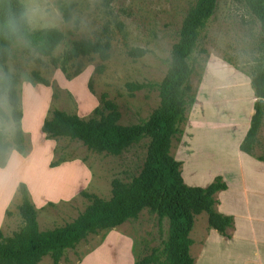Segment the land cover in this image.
Wrapping results in <instances>:
<instances>
[{
	"label": "rangeland",
	"instance_id": "rangeland-1",
	"mask_svg": "<svg viewBox=\"0 0 264 264\" xmlns=\"http://www.w3.org/2000/svg\"><path fill=\"white\" fill-rule=\"evenodd\" d=\"M20 2L31 30L54 29L63 35L53 57L61 58L77 41L90 40L108 43L109 58L102 62L94 54L80 56L68 63V72L64 74L52 66L48 57L32 50L25 52L23 47L13 50L7 68L9 73L21 76L17 90L25 150L22 155L14 150L11 108L3 93L0 107L9 119L0 118V130L10 145L9 165L0 169V211L3 212L0 231L5 237L23 226L18 213L21 203L19 184H24L27 189L29 201L37 212L39 230L47 231L63 227L81 215L90 204L84 194L109 200L113 180L129 183L138 176L146 157L148 138L121 155L113 156L93 152L78 140L48 139L42 134L41 126L54 110L75 114L84 120L92 116L98 118L92 112L100 106L102 94L116 105L119 125H134L146 120L159 106L158 89L150 87L129 92L126 84L156 85L162 82L182 22L195 4V0ZM261 42L259 23L244 0H217L215 12L200 32L193 55L196 64L190 85L195 93V103L187 112L183 134L172 140L170 151L181 163L185 184L206 187L216 177L224 179L228 188L217 193L222 196L221 201L217 194L215 199L217 205L222 202L238 226L248 225L246 205H249L250 216L264 217V167L254 166L250 161L242 164L237 145V140L250 125L248 114L257 101L253 98L249 73L259 58ZM135 48L144 50L145 54L136 59L129 57L128 51ZM99 65L104 66L100 74L95 72ZM78 66H81V72L74 77ZM33 72L49 86L30 83L27 79H31ZM186 131H201L196 134L193 155L184 142ZM188 138L190 141L191 136ZM250 157L257 161L264 158V123ZM31 164L28 170L26 166ZM21 165L25 166L17 173ZM242 174L248 178L243 180ZM206 217L205 213L197 215L190 233L194 241L190 251L194 260L204 245L202 233L209 228ZM233 229L234 226L229 230ZM167 234L168 222L159 223L155 213L144 209L135 220L88 236L73 250L66 251L60 264H136L149 256L154 248L160 247ZM263 242L264 239L260 246L258 242L251 243L248 249L227 243L221 246L231 251L224 254H218L213 246L212 263L230 264L227 260L234 259L235 264H243L240 257H251L250 253L254 254ZM258 258H264V254H258ZM39 264H52V260L46 256Z\"/></svg>",
	"mask_w": 264,
	"mask_h": 264
},
{
	"label": "trees",
	"instance_id": "trees-1",
	"mask_svg": "<svg viewBox=\"0 0 264 264\" xmlns=\"http://www.w3.org/2000/svg\"><path fill=\"white\" fill-rule=\"evenodd\" d=\"M109 2L110 0H104ZM217 0H195L194 6L184 18L179 39L172 47L167 73L161 83H127L129 92L156 87L159 92V106L139 124L122 126L118 124L120 114L116 105L100 97V106L95 108L91 117L84 120L78 115L54 110L51 117L45 119L41 132L48 139L67 138L82 142L96 153L119 156L129 147L148 138L146 157L138 176L131 182L113 180L112 196L109 200L94 195H85L90 199L89 206L73 222L63 227L40 231L37 224V212L28 198L24 184H19L21 203L18 213L23 226L11 236L5 237L0 231V264H39L43 257L49 256L52 264H60L68 250H73L90 235L113 229L125 222L137 219L144 209H149L158 217L159 223L168 222L167 238L160 247L154 248L149 256L136 264H194L190 255L195 216L205 213L210 229L230 239L227 231L233 228L231 216L216 211L215 195L226 189L222 177L206 187L185 184L180 166L171 154L172 140L183 134L182 125L188 110L195 103V93L190 79L195 69L193 57L200 32L213 16ZM251 14L258 21L262 42L260 55L249 73L254 97V113L249 129L239 145L242 154L252 155L258 131L264 120V0H244ZM63 35L54 29L31 30L20 0H0V97L5 93L11 108L10 119L14 124V150L24 153V133L22 130V112L20 110L17 85L20 75L8 72L7 62L16 47L31 50L42 57H48L52 66L67 74V65L80 56L97 55L100 61L108 60L109 44L101 41L80 40L73 43L70 50L61 58L53 57V51L62 42ZM145 54L142 49H131L128 56L136 59ZM104 69L99 65L95 72ZM81 72L78 66L73 73ZM32 84L49 86L48 82L33 72ZM91 88V87H90ZM106 112V114H104ZM0 118L8 120L0 107ZM10 145L0 130V169L7 165ZM264 162V158H258Z\"/></svg>",
	"mask_w": 264,
	"mask_h": 264
},
{
	"label": "crops",
	"instance_id": "crops-1",
	"mask_svg": "<svg viewBox=\"0 0 264 264\" xmlns=\"http://www.w3.org/2000/svg\"><path fill=\"white\" fill-rule=\"evenodd\" d=\"M253 98H254V100H257L254 96H253ZM253 113H254V109L252 108L251 112L248 114L249 115V122H248V124H250V119H251V116L253 115ZM263 123H264V120L262 122V125H263ZM262 125H261L260 129L262 128ZM248 129H249V125H247V127H246V130H248ZM260 129H259V131H260ZM259 131H258L257 137L259 136ZM199 132H201V131H186L184 133V142H186V144L189 145L190 150L192 151V155L195 154L194 153V148L192 146H193V144H194V147L196 146V143H197V141H196V134H198ZM220 132H221L222 135H225V133L223 131H220ZM226 132H231V131H226ZM246 132L247 131H244V134L242 136H240V138L237 140V145L238 146L243 141V139H244V137L246 135ZM189 136H191L190 141H189V138H188ZM256 143H257V139H256ZM171 146H172V144H171ZM254 151H255V145L253 146V149H252V152H254ZM19 155H21V154H19ZM238 155L240 157V160H241V163L242 164L245 161L247 163H249V161H250V163L254 164V166H260V167L263 166L264 167V162L257 161L253 157H250V155L242 154L240 151H238ZM7 164L9 165V162H7ZM8 165H6V167ZM24 166L25 165H21L20 167H18L16 172L18 173L21 170V168H23ZM26 167H27L28 170H30L31 167H32V164L31 165H28ZM4 169H1V170H4ZM262 171H264V170H262ZM220 175H223V174L221 173ZM242 175H243V180H245V178H248V177H244V174H242ZM259 177H261V176H259ZM227 188L228 187H227V184H226V189L224 191H226ZM243 191H244V193L245 192L247 193L246 186L245 187L243 186ZM221 192H223V191H221ZM11 196H9V199H11ZM216 196H219V195L217 194ZM245 197H248V196H245ZM9 199L7 201H5L3 207L6 206V204L9 201ZM217 199L219 201H221L222 200V196L217 197ZM216 209H217L216 210L217 212H219V213H221L223 215L231 216L230 213L227 212L225 210V208L222 206V202H220V204L217 205ZM246 210L249 213V216H248V220H249L248 225L238 226V224L236 222L233 225L234 226V229L227 231V233L229 235H231L230 236V239H226L225 237H223L222 235H220L219 233H217L215 230L208 228V226H207L208 225L207 224V217H206V226H207L208 230H204L203 233H202L203 239H204V245L201 247V253L198 255L197 259H195V260L193 259L194 260V264H213L212 263V262H214L213 250H212V247L213 246L216 247V250L215 251H217L218 254H220V253L224 254V253H226L228 251H231L229 249L227 251L223 247L227 243H228V245H232L234 243L240 244V245L245 246L246 249H248V247L250 246V244L251 243H254V242H258V244L260 246V241L262 239H264V222H263L264 221V217L263 216L257 217L256 215L254 217H252V215L250 216V208H249V205H246ZM241 216H242V214H241ZM2 219H3V212L1 213V211H0V227H1V223L3 221ZM258 231H260V233H261L260 235L258 234ZM217 245L220 246V247H222V248H219ZM221 245H223V246H221ZM193 246H194V241L192 240V245L190 247V251H191V249H192ZM262 247H263V249H262ZM262 247L256 249L254 251V254L251 252L250 253L252 255L251 257H246V256H245V258L240 257L245 262L243 264H264V258H258V254H264V242H263V246ZM258 252H260V253H258ZM190 255H191V252H190ZM236 257L239 258L237 255H236ZM227 261H229L230 264H232V261H233V264H235V260L234 259H232V260L231 259H228Z\"/></svg>",
	"mask_w": 264,
	"mask_h": 264
},
{
	"label": "water",
	"instance_id": "water-1",
	"mask_svg": "<svg viewBox=\"0 0 264 264\" xmlns=\"http://www.w3.org/2000/svg\"><path fill=\"white\" fill-rule=\"evenodd\" d=\"M261 102H264L263 100H260Z\"/></svg>",
	"mask_w": 264,
	"mask_h": 264
}]
</instances>
